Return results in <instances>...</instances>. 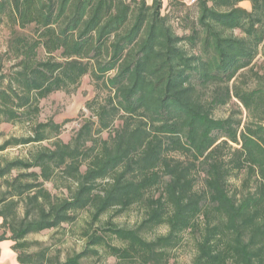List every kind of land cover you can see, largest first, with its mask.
Returning a JSON list of instances; mask_svg holds the SVG:
<instances>
[{
	"label": "trees",
	"instance_id": "16d2710c",
	"mask_svg": "<svg viewBox=\"0 0 264 264\" xmlns=\"http://www.w3.org/2000/svg\"><path fill=\"white\" fill-rule=\"evenodd\" d=\"M242 1L168 0L163 11L162 0H0V123L30 131L0 153L31 145L0 154V242L18 263L85 264L103 248L117 264H167L190 233L192 264H264V74L254 66L264 0ZM86 74L105 94L65 142L61 123L38 121L40 100L72 93ZM133 207L134 226L112 221ZM81 211L89 227L111 212L104 228L83 227V250L52 262L48 248L29 251L31 233Z\"/></svg>",
	"mask_w": 264,
	"mask_h": 264
},
{
	"label": "rangeland",
	"instance_id": "374dc122",
	"mask_svg": "<svg viewBox=\"0 0 264 264\" xmlns=\"http://www.w3.org/2000/svg\"><path fill=\"white\" fill-rule=\"evenodd\" d=\"M187 1V0H186ZM165 3V2H164ZM163 11L164 8L162 9ZM175 26L176 31L179 33L181 30L178 28L175 21L172 22ZM7 38H8V29L2 24H0V55L4 53L7 48ZM260 54L254 60L255 69L259 74H264V45L259 49ZM4 57V56H2ZM5 58V57H4ZM4 69L6 70L12 63L6 58L4 59ZM105 91L99 90L93 85V82L89 75L86 74L79 84V87L68 94L63 91H57L50 94L49 96L42 98L40 100V112L38 114V121L43 122L46 120H52L55 123H61V132L59 137L63 141H68L77 128L81 125L84 119L91 115L87 102L93 98H101L104 96ZM235 102V103H234ZM233 103L220 107L215 112V116H225L228 114V110L233 108V104H239L236 100ZM245 116V111L243 110V117ZM29 125L26 124H8L0 123V143L8 137L11 136H26L29 135ZM103 137L107 136V132L102 133ZM44 141L42 144H46ZM29 146H14L10 147L0 154L7 156L8 158H13L15 156H25ZM46 187L51 190L52 193L59 194V191L52 188L50 182L45 183ZM105 214L102 217V222L94 224L92 226H87L86 220H89V217L84 211H81L77 214V220L73 224H62L58 229H46L38 233H31L27 239L33 243L29 247V251H36L44 248H48V255L51 257V262L56 258L61 261L67 256L72 255L75 252L83 250L85 240L81 237V230L83 227H89V230H94L98 226L104 228L106 225L104 222L109 218V215ZM142 218L141 212L138 207H133L132 209L125 211L118 216H111V219L118 226L132 227ZM166 232V228L158 227L155 228L149 236H154L157 234H163ZM113 244H119L116 240L110 241ZM193 241L190 233L184 235V240L180 245L171 252L169 262L167 264H192L193 256ZM85 264H117L114 257L108 255L103 248L99 249V254H92L88 258L83 259ZM52 264V263H50Z\"/></svg>",
	"mask_w": 264,
	"mask_h": 264
},
{
	"label": "crops",
	"instance_id": "0c3cea01",
	"mask_svg": "<svg viewBox=\"0 0 264 264\" xmlns=\"http://www.w3.org/2000/svg\"><path fill=\"white\" fill-rule=\"evenodd\" d=\"M148 2H151V0H148ZM167 2L168 0H162L163 8L166 7ZM239 5L243 8L250 9L249 8L250 4L248 0L240 2ZM1 223H2V219L0 218V224ZM11 244L12 242L10 240H2L0 242V264H20L16 260V253L11 248Z\"/></svg>",
	"mask_w": 264,
	"mask_h": 264
},
{
	"label": "built area",
	"instance_id": "2783aa9c",
	"mask_svg": "<svg viewBox=\"0 0 264 264\" xmlns=\"http://www.w3.org/2000/svg\"><path fill=\"white\" fill-rule=\"evenodd\" d=\"M190 3L194 2L195 0H188Z\"/></svg>",
	"mask_w": 264,
	"mask_h": 264
}]
</instances>
